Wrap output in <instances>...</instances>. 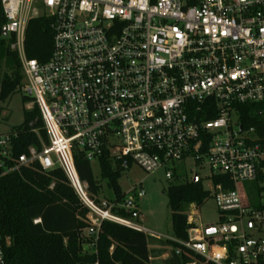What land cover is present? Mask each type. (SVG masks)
I'll list each match as a JSON object with an SVG mask.
<instances>
[{
  "label": "built area",
  "instance_id": "1",
  "mask_svg": "<svg viewBox=\"0 0 264 264\" xmlns=\"http://www.w3.org/2000/svg\"><path fill=\"white\" fill-rule=\"evenodd\" d=\"M0 2L23 91L47 135L40 150L15 158L18 132L0 134L3 175L34 164L60 168L88 210V235L104 222L148 234L139 210L143 182L123 203L97 202L80 180L76 154L91 164L105 159L122 177L138 168L184 180L179 167L193 162L209 170L219 223L207 235L188 214V264H264V136L242 118L243 107L264 106V0ZM38 17L51 19L53 32L43 64L25 50ZM213 176L229 183L215 185ZM8 245L0 227V264H8Z\"/></svg>",
  "mask_w": 264,
  "mask_h": 264
},
{
  "label": "trees",
  "instance_id": "2",
  "mask_svg": "<svg viewBox=\"0 0 264 264\" xmlns=\"http://www.w3.org/2000/svg\"><path fill=\"white\" fill-rule=\"evenodd\" d=\"M6 20L0 2V62L5 60L11 74L0 80V103L24 88V75L18 54L11 49L15 39L4 34ZM53 32L51 19L38 17L29 22L25 50L28 59L43 64L51 56ZM24 101H28L25 97ZM264 106H245L242 118L246 126H255L264 136ZM211 118V117H209ZM213 118V117H212ZM12 131L18 132L12 156L26 154L30 147L38 150L47 143V135L39 109L25 112L24 122ZM80 180L97 202L106 182L111 202L123 203L126 193L119 184L122 173L105 159L99 162V176L81 151L76 154ZM0 156V227L10 239L5 255L8 264H157L165 252H171L165 264H188L193 254L183 247L188 240V208H201L212 198L203 180H180L165 193L171 209L173 239H158L144 232L104 222L96 236L87 234L88 210L83 205L60 168L43 171L39 164L23 167L3 175ZM213 183H229L226 176H213ZM231 189V186L225 185ZM119 214L128 217L126 210ZM41 222L35 224L34 221Z\"/></svg>",
  "mask_w": 264,
  "mask_h": 264
},
{
  "label": "rangeland",
  "instance_id": "3",
  "mask_svg": "<svg viewBox=\"0 0 264 264\" xmlns=\"http://www.w3.org/2000/svg\"><path fill=\"white\" fill-rule=\"evenodd\" d=\"M11 72V67L7 62L1 61L0 80ZM23 83L25 84V77ZM25 97L28 101H24ZM33 99V96L27 95L22 90L12 95L7 101L0 103V134L10 133L24 122L25 112L35 108ZM92 169L94 175L99 176L97 162L92 164ZM179 172L185 175L186 180H193L198 175L199 179L203 180L205 189L211 191V185L207 179L210 173L207 168L200 169L193 162H188L184 167H179ZM139 182H143L146 194L139 202L143 228L148 234L160 236L164 240L173 239L172 213L165 191L169 186L176 184L177 180H167L163 172L149 175L138 168H133L123 175L119 184L123 192L128 193L130 188ZM102 185L103 195L99 199L111 198L112 193L106 182ZM188 214L194 217L196 225L203 232L208 226H216L219 223V211L214 198L209 199L201 208L190 206Z\"/></svg>",
  "mask_w": 264,
  "mask_h": 264
},
{
  "label": "crops",
  "instance_id": "4",
  "mask_svg": "<svg viewBox=\"0 0 264 264\" xmlns=\"http://www.w3.org/2000/svg\"><path fill=\"white\" fill-rule=\"evenodd\" d=\"M171 256L170 250L165 252L159 259H156L157 264H165V261H167Z\"/></svg>",
  "mask_w": 264,
  "mask_h": 264
},
{
  "label": "water",
  "instance_id": "5",
  "mask_svg": "<svg viewBox=\"0 0 264 264\" xmlns=\"http://www.w3.org/2000/svg\"><path fill=\"white\" fill-rule=\"evenodd\" d=\"M4 34L7 35V33H6L5 30H4ZM195 181H198V178H197V177L195 178ZM214 232H215V230H214L213 228H208V229H206V234H207V235H211V234H213Z\"/></svg>",
  "mask_w": 264,
  "mask_h": 264
}]
</instances>
